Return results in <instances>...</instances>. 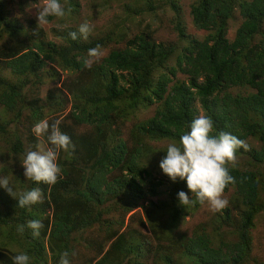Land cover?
<instances>
[{
    "label": "trees",
    "instance_id": "obj_1",
    "mask_svg": "<svg viewBox=\"0 0 264 264\" xmlns=\"http://www.w3.org/2000/svg\"><path fill=\"white\" fill-rule=\"evenodd\" d=\"M77 2L68 0L67 6L75 11ZM144 3L146 9L135 14L172 11L177 42L155 43L150 35H135L88 68V49L106 48L109 36L73 41L69 33L77 30L68 27L54 32L60 41L55 43L47 40L35 16L19 22L0 0V141L11 156L24 158L17 126L32 127L46 118L53 122L70 105L71 124L65 131L72 143L69 151L58 154L62 173L55 185L31 182L24 188L28 180L18 165L11 171L10 180L22 183L23 192L40 187L44 204L38 213L17 207L16 200L0 204V264H13L10 246L28 254L30 264H59L64 251L71 253L75 237L93 227L108 244L102 255L105 247L99 245L93 264L254 261L251 231L264 211V0H194L189 15L193 26L205 33L202 39L186 32L177 0ZM236 16L240 23L229 39ZM61 74L65 81L57 87L53 82ZM48 81L44 99L27 96L28 90ZM197 104L214 121V134L236 135L248 150L238 149L236 166L229 167L235 182L224 193L234 190L233 210L226 207L187 235L180 228L200 204L179 206L177 193L187 192L183 181L170 183L165 203L153 201L165 182H155L144 158L154 154L152 144L179 141L199 113ZM152 107L150 118L127 127L136 113ZM137 208L146 219L132 229L124 217ZM114 211L120 217H105ZM37 219L43 228L33 237L27 223Z\"/></svg>",
    "mask_w": 264,
    "mask_h": 264
},
{
    "label": "rangeland",
    "instance_id": "obj_2",
    "mask_svg": "<svg viewBox=\"0 0 264 264\" xmlns=\"http://www.w3.org/2000/svg\"><path fill=\"white\" fill-rule=\"evenodd\" d=\"M5 11L9 13V15L13 18L18 19L19 22L25 23L30 17L34 16V9H29V6L36 3L37 0H3ZM78 5L75 7V11H71V13L63 18L62 20L54 19L48 25L42 26L46 33L47 40L54 41L55 43H60L58 37H54V32L62 31L63 29H78V26L87 21L91 24L93 31L89 38L91 39H100L105 38L107 36L110 37V44L103 48L105 51L104 57H106L110 51L115 49L123 48V42L125 40L132 39L135 35H143L149 36L155 43H165V44H175L178 40L177 33L174 30V14L168 8L164 10H156L153 13L144 11L141 13L135 14V11L139 9H146L144 7L145 0H77ZM194 0H177V3L180 7L181 12V21L185 25L186 32L191 35L193 38L202 39L205 35L203 31L197 30L192 22L191 17L189 15L190 6L193 4ZM129 4L130 9H125L123 4ZM239 18H236L230 22L229 26V39H233L234 31L239 25ZM59 25V27H58ZM69 27V28H68ZM118 44V45H117ZM87 56V55H86ZM103 57V58H104ZM98 63V62H97ZM174 64V60L170 63V65ZM95 65V64H93ZM54 85L59 87L64 80L63 74L60 75L59 78H55ZM51 87V84H43L40 88H32L27 91V96L37 95L41 99L45 98L47 90ZM232 93H236L234 89L231 90ZM198 115L204 114L198 104ZM52 118L55 121H60L59 126L63 125V131L67 133L70 129V105H67L63 111L57 112ZM154 113V107L145 109L139 113H136L134 117L130 119L128 123H126L127 127H130L133 123H138L140 121L146 120L150 118ZM51 119V118H50ZM51 119V120H52ZM44 120H47L44 119ZM49 124L52 122L49 121ZM34 126H30V123H24L17 126L16 130L21 137L22 143L24 145L25 152L28 150H36L37 145H43L44 147H48L47 137L43 139L38 138L32 132V128ZM61 130V129H60ZM61 130V131H62ZM67 130V132L65 131ZM79 132L83 130L81 128L78 129ZM171 143L169 141H164L161 143H156V145H151L153 149V155L151 158L145 157V161H149L150 167L149 170L151 172L152 178L155 182L159 180H163L165 183L160 186L159 191H161L160 195L153 198L152 200L156 203H165L169 198V193L171 190V181L162 174L159 169L160 160L166 155L167 145ZM249 144L255 148L259 149L260 145L255 141H250ZM23 158L18 159L17 157L11 156L7 150V144L3 141H0V178L7 177L10 183V186L13 187L17 194V198L21 193H23V189L27 188L31 181L26 182L24 184V188H22V183L18 180L17 182L11 179V174L18 165V170L21 172L23 176V169L21 168ZM9 166L11 170L7 168ZM4 167L7 168L8 172L4 173ZM28 183V184H27ZM233 189H230L228 192L223 193V198L228 201L226 207L231 208L233 210ZM261 199L264 200V192L261 194ZM10 197L7 192L0 188V204L5 202V205L11 201H15ZM43 203H39L36 205H32L31 208L34 209L35 213L42 211ZM146 202L144 203V206ZM225 207V208H226ZM156 208V207H154ZM224 208V209H225ZM156 212H159L158 209H154ZM223 210V209H222ZM209 210V207L205 205H200L197 211L193 214L188 215L185 218L184 224L180 228V231H184L187 235H191V231L202 223L210 221V219L216 213ZM48 213V212H46ZM143 209L137 208L133 210L131 213L127 214L124 217L125 223L129 225L132 229H139L140 224L146 218L143 215ZM109 219H116L120 217L118 212H111L105 216ZM152 218V217H151ZM147 225V224H145ZM103 232L98 227H93L91 229H87L82 233L78 234L75 239L72 241L71 253H75V255L70 256V264H93L94 259H96V251H99L101 247L99 245H103L105 248L104 252L107 249V243L103 240L104 236ZM252 236V250L251 256L254 261L249 264H264V211L261 214H258L255 220V227L251 231ZM9 251L18 254V249L10 246ZM127 263V262H126Z\"/></svg>",
    "mask_w": 264,
    "mask_h": 264
},
{
    "label": "clouds",
    "instance_id": "obj_3",
    "mask_svg": "<svg viewBox=\"0 0 264 264\" xmlns=\"http://www.w3.org/2000/svg\"><path fill=\"white\" fill-rule=\"evenodd\" d=\"M67 5L68 0H37L27 10L34 9L36 25L45 26L50 23V18L62 20L68 16L72 8ZM92 31L91 24L85 21L78 26L77 31L70 32L69 37L73 41L78 38L87 40ZM33 35H37L35 30ZM104 55L105 51L100 45L88 49L85 66L91 68ZM59 124L60 121L49 124L47 120H40L32 128L36 137H47L49 145H37L36 150H28L21 164L24 178L36 185H55L61 176L58 154L60 151H69L72 143L71 138L60 130ZM241 148L248 150L244 140L223 131L214 134L212 118L206 114L197 115L188 126V131L180 135L179 141L167 145L166 155L159 162V169L171 182L183 181L186 184L187 192L177 193L179 206L206 204L213 213L224 209L228 204L223 198L224 189L235 182L229 174V167L236 166V153ZM0 188L16 199V206L22 209L44 202L38 186L21 193L18 198L7 177L0 178ZM27 228L32 230L33 237H38L43 223L38 219L30 220ZM20 231H24L23 225ZM70 255L75 253L64 251L59 264H70ZM13 264H30V257L21 252L13 257Z\"/></svg>",
    "mask_w": 264,
    "mask_h": 264
}]
</instances>
